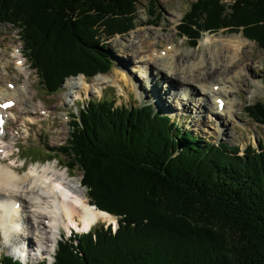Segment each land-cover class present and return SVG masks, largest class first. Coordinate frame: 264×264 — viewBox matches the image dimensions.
Segmentation results:
<instances>
[{"label": "trees", "instance_id": "trees-1", "mask_svg": "<svg viewBox=\"0 0 264 264\" xmlns=\"http://www.w3.org/2000/svg\"><path fill=\"white\" fill-rule=\"evenodd\" d=\"M144 1L160 0H0V25L21 29L29 62L53 94L70 76L106 73L101 42L133 29ZM225 8L199 0L179 35L196 46L204 32L227 29L264 50V0ZM248 110L264 124V103ZM73 131L57 150L82 171L91 204L120 217V227L61 241L54 264H264V143L244 152L207 144L152 107L108 102L82 112Z\"/></svg>", "mask_w": 264, "mask_h": 264}, {"label": "rangeland", "instance_id": "rangeland-1", "mask_svg": "<svg viewBox=\"0 0 264 264\" xmlns=\"http://www.w3.org/2000/svg\"><path fill=\"white\" fill-rule=\"evenodd\" d=\"M236 1L237 0H219L221 5L226 6L225 11L226 9L231 8L232 5H235ZM196 3L198 4L199 0H160L158 4L154 5H150L147 1H144L138 4L135 14L131 16L134 28L127 33L118 34L114 36V38H108L104 43L101 42L102 45H105L103 50L108 54V57L111 59L110 64L112 65L107 66L106 73H100L93 78H88L84 74L70 76L64 80L58 91L51 95H48L44 91L39 82L38 72L32 70L30 64L27 62V56L24 54L23 44L19 35L21 29L14 27L9 23L0 25V77H4V84L2 86L5 88V84L8 81L24 84L27 81L26 74H29V86L32 90V97L25 96V93L20 95L22 100L25 98L23 100L24 110H20L21 106H18L10 120L6 139L13 144V155L11 158L13 160L15 159V161L17 160V163L9 158L6 159V163L24 169L22 175L28 173L32 168L44 167L51 164L55 166L57 165L56 172L58 174H63L65 179L69 180L68 176L78 177L80 174L77 170L68 171V169L65 168V166L71 163V161L63 154L64 152L57 149L61 146H65L69 138L71 131L69 126L71 114H78L79 109L85 106L90 100L101 99L102 97L108 101H111L115 97L114 101L116 106L123 105L130 107L150 103L155 106L159 113H161L160 108H158L159 105L162 107H168L163 114L170 116L185 130L192 133L194 136H198L202 142L205 141L207 144H228L231 147L240 146L243 150L247 149L250 144L257 147L259 141L264 139V128L256 123L254 118L249 116L246 108L254 105L256 102L264 101V85L262 84V78H264V51L255 41L245 37L242 32L233 33L227 29L215 32H204L201 34L198 46L192 48V42L180 38L178 32L185 16L194 8ZM214 5L218 7L217 3ZM207 35L211 36L213 39L209 47V50H212V52L218 50H215V46L217 45H219V50L222 49L221 52L223 53H227V50L231 48V46L233 47V43H230L231 40L225 42L224 39L241 37L242 39L239 38L240 40H245L244 45L239 43L235 48H242L239 57L245 56V58L242 59L244 60V63L231 70L232 73H243V77H245L242 79V75L238 77L236 87L237 93L233 98L236 99V97H240V104L234 108L236 115L232 117L233 121L228 119L230 117L227 119L222 118V121H220L221 119L217 120V117H210L211 112L209 111V108L212 106L211 99L207 95H202V90H200L201 93L195 95L199 89H203L201 87H198L197 89V87L192 85H184V87L189 90L192 88V97L196 98L195 101L191 103L182 101L172 91L165 89L163 86V80L157 78L156 74L159 72V69L153 62L141 63L144 65V71L142 72H145L146 69L148 71L146 81L143 74H141V66L136 63V58L134 59L135 54L131 51H125L126 49L123 47V44H126L127 42L137 44L141 50L142 58L150 56L152 52L160 53L161 51H167V47H173L176 51H188L190 56L187 57L186 54H183V57L180 56L176 61H178L181 66H185L188 71L192 72L197 66L210 64L207 60V55H210L212 52L207 53L205 51L206 48L202 47L203 45L201 43V39ZM106 37L108 36L102 35L101 41ZM221 38L224 39L221 40ZM13 42L15 45L19 46L22 51V60L23 62H26L24 65L25 72L15 68L17 57L15 55L18 54L16 53L18 48L14 47ZM129 53L133 55L131 56ZM150 67L153 71L150 70ZM231 72L230 75H232ZM117 73L118 75L115 78ZM211 75L214 77L217 73L212 72ZM81 78H83L86 83L88 81L90 90L86 85H82L81 88L70 91L72 86H68L69 82L72 81V85H74L75 82H73V80ZM105 78L115 81L116 84L114 85L110 83L109 80H104L100 82L101 85H94L97 80ZM102 82H104V84ZM211 82H213L212 79ZM149 83H151V86ZM191 83L196 84V82ZM254 83H258L260 89H258ZM206 86L211 88L210 84H207ZM96 87L101 90V93H95ZM205 89L209 92L207 88ZM154 93L157 99L154 97ZM253 93L254 96H252ZM40 100H42L45 103L46 108L50 110V117L37 118L38 121L35 119L36 124L34 125V128L32 132L28 133V127L24 119L28 118L30 115H26V113L34 114V112H36L37 114L38 111L34 109L39 104ZM173 100H176L177 102L175 109L176 112L178 111L177 114L174 113L173 109L171 111V108H169L170 106H174V103L172 104ZM200 103L204 104L203 107H199ZM25 108L27 110H25ZM184 112L195 115H188L187 117V114ZM198 115H200V117H196ZM219 121L221 124L218 123ZM226 129H229L228 136ZM224 130H226L225 134ZM53 150H55L54 152H56V154L52 156V158H49V156L52 155ZM23 164H25V166H22ZM76 192L80 195L87 196L86 188L81 187L79 190L76 189ZM117 221L118 218L116 217L115 221H104L96 226H116ZM41 223V227L47 235L48 232L45 230L46 228L44 227L43 221H41ZM65 229L66 232L61 230V234L70 237V232L67 231L68 229L66 227ZM50 231L56 232L57 229L55 230L54 228L53 230L52 228ZM49 236L51 237L50 233ZM61 238L62 236L60 239ZM57 244L58 243L55 244L53 253L50 249L51 243L48 242L47 244L48 252H51L53 256H55ZM13 249L5 242L4 237H0V257L5 254L17 259L14 255L17 250ZM39 261L41 260L34 259L33 263L38 264Z\"/></svg>", "mask_w": 264, "mask_h": 264}, {"label": "bare ground", "instance_id": "bare-ground-1", "mask_svg": "<svg viewBox=\"0 0 264 264\" xmlns=\"http://www.w3.org/2000/svg\"><path fill=\"white\" fill-rule=\"evenodd\" d=\"M239 38L242 39L241 37L227 39L221 38V40L224 39L225 42L231 40L230 43H233V47L231 46V48L227 50V53H223L221 52L222 49L219 50V45L215 46V50L218 49L215 52L209 50L213 39L209 35L203 37L201 39V43L203 45L202 47L206 48L205 51L207 53L212 52L210 55H207V60L210 64H202L201 66H197L192 72L188 71L185 66H181V64L176 61V59H178L183 54H186L187 57L190 56L188 51H176V49H173V47H167V51H164V56L161 51L160 54L157 52H152L150 56L142 58L141 50L137 44L127 42L126 44H123V47L126 49L125 51H131L133 54H135L134 59L136 58V63L141 66V72L144 71V65L141 63L153 62L159 69V72L156 74L157 78L163 80V86L165 89L172 91L182 101L191 103L196 99L192 97V88L189 90L188 88L184 87V85H192L197 87V89L198 87H201L204 90L199 89L195 95L201 93L200 90H202L201 94L207 95L211 99L212 106L209 108V111L211 112L210 117L221 116V119H227L230 117L228 119L233 121L232 117L236 115L234 108L238 105L236 99L233 98V96L237 93L236 87L238 83V77L242 75L241 79L245 78L243 77V73L239 74L237 72H231V70L235 69L240 64L243 65L244 63V60L242 59H244L245 56L239 57L242 48L239 47L235 49L237 44H245V40H240ZM19 52L20 51L16 50V53L18 54L15 55L17 56L15 64L16 68L23 72V62L18 65V61L22 60V55ZM133 54L130 55L132 56ZM123 64L125 65L124 62ZM150 70L153 71L151 67ZM242 71L245 72L244 70ZM212 72L217 73V75L213 77L211 75ZM230 72L232 75H230ZM141 74H143L144 79L147 81V69ZM117 75L118 73L116 74L115 78ZM211 79L213 82H211ZM104 80L106 81L109 79H99L94 85H101L100 82ZM109 81L114 85L116 84V82L113 80ZM73 82H75L74 85H72V81L69 82L68 86H72L70 91L81 88L82 85H86L90 90V85L88 82L86 83L83 78L73 80ZM191 82H196V84ZM102 83L104 84V82ZM3 84L4 77L1 76L0 103L15 99L17 102L16 105L21 106L20 110H24L23 100L25 98L23 97L24 99L22 100L20 95L25 93V96H31L32 90L29 86L30 77L24 84L8 81L5 84V88L2 86ZM149 84L151 86V83ZM207 84H210L211 88H208V86H206ZM217 85L219 88L217 91H215L214 87ZM256 87L260 89L258 83L256 84ZM205 88H207L209 92H207ZM95 91V93H101V90L97 87ZM252 96H254V93ZM155 98L157 99V97ZM219 99H222L225 102V107L222 111L218 110L217 102ZM173 103L174 106H170L169 108L173 109L174 113L177 114L178 111H175L177 103L176 100H173L172 104ZM203 105V103H200L199 107H203ZM17 107L12 108L10 110V114L14 112ZM158 108L165 110L168 109V107H162L160 105ZM25 110L27 109L25 108ZM34 110L45 115L50 113L42 101L39 102ZM184 113L190 116L193 115L189 114L188 112ZM37 114L36 112H34V114L26 113V115H30L28 118L24 119L28 127V133L32 132L34 128L35 123L32 121H34V117ZM196 117H200V115ZM219 124L221 123L219 122ZM226 130L228 136L229 129ZM226 130H224V134L226 133ZM12 147L13 144L6 139V136H0V231L4 236L5 242L9 244L12 249L14 248L13 250L22 249L27 244L30 247L32 245H36V250L39 248H46L47 252L45 251L44 255L52 256L54 246L61 235L59 229L60 226L64 228L66 227L68 231L71 230L72 225L79 231H89L98 223H102L104 221H115L114 217L106 213L99 212L96 208L90 206L87 196L82 194L80 195L76 192V189L79 190L82 187L79 178L68 176L69 180L65 179L63 174H58L56 172L57 165L55 166L50 164L44 167L32 168V170H28V173L22 175L24 169H21V167L18 168L15 165H9L10 163H6L7 158L17 163V160L15 161V159L13 160L11 158L13 155ZM2 153L4 154L2 155ZM17 202L18 208H14V205H16ZM22 220L23 224L21 223ZM41 221H43L44 227L46 228L45 230L48 232V237L41 227ZM52 228L53 230L54 228L55 230L57 229V231H50ZM49 233L51 234V237L49 236ZM48 242L51 243L50 249L52 253L48 252Z\"/></svg>", "mask_w": 264, "mask_h": 264}]
</instances>
